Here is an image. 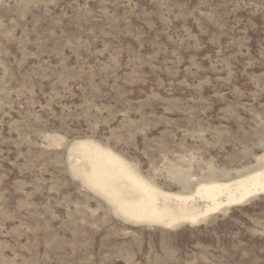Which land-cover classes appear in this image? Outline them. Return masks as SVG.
Here are the masks:
<instances>
[{
	"label": "rangeland",
	"instance_id": "rangeland-1",
	"mask_svg": "<svg viewBox=\"0 0 264 264\" xmlns=\"http://www.w3.org/2000/svg\"><path fill=\"white\" fill-rule=\"evenodd\" d=\"M80 142L170 194L263 169L264 0H0V264H264V194L125 218Z\"/></svg>",
	"mask_w": 264,
	"mask_h": 264
},
{
	"label": "bare ground",
	"instance_id": "bare-ground-1",
	"mask_svg": "<svg viewBox=\"0 0 264 264\" xmlns=\"http://www.w3.org/2000/svg\"><path fill=\"white\" fill-rule=\"evenodd\" d=\"M76 146L88 159V173L83 171L88 183L93 189L116 200L118 210L125 218L160 225L195 222L225 206L264 194V167L229 182L198 183L186 195L170 194L146 182L111 151L89 142H80Z\"/></svg>",
	"mask_w": 264,
	"mask_h": 264
}]
</instances>
